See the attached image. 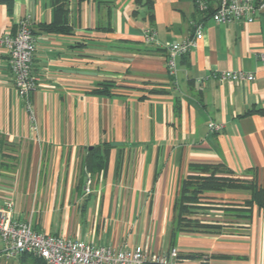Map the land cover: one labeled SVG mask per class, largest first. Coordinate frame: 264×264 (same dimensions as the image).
Here are the masks:
<instances>
[{
    "label": "crops",
    "instance_id": "crops-1",
    "mask_svg": "<svg viewBox=\"0 0 264 264\" xmlns=\"http://www.w3.org/2000/svg\"><path fill=\"white\" fill-rule=\"evenodd\" d=\"M68 8L63 34L41 28L53 20L49 0H13L10 10L0 3V36L29 17L36 78L31 118L0 46V204L11 200L14 217L37 231L94 245L264 264V196L248 216L232 211L250 190L207 193L198 217L219 229L181 233L174 245L169 235L193 164H221L264 192V9L250 23L223 24L194 0H152L151 18L134 0H69ZM196 23L202 38L174 56L171 73L169 46L192 36ZM223 71L253 79H220ZM103 85L108 91L98 92ZM211 122L221 129L211 131ZM97 148L106 165L91 173L84 161Z\"/></svg>",
    "mask_w": 264,
    "mask_h": 264
},
{
    "label": "built area",
    "instance_id": "built-area-1",
    "mask_svg": "<svg viewBox=\"0 0 264 264\" xmlns=\"http://www.w3.org/2000/svg\"><path fill=\"white\" fill-rule=\"evenodd\" d=\"M197 11L209 14L217 23L242 21L250 23L264 9V0H194ZM202 38L201 23H196L194 34L169 46L167 68L175 71L174 56L187 53ZM144 40L151 43L154 32L144 31ZM0 46L7 51L8 64L13 75L14 86L23 100L31 118L30 94L36 87V78L31 73V63L35 51V38L31 31L28 16L21 18L14 33L0 36ZM264 66V52L259 55ZM220 79L242 81L253 79V74L243 71H223ZM211 131L221 129V124L210 123ZM91 180L86 178L85 192H90ZM1 256L31 254L43 259L46 264H148L149 262L178 261L176 248L165 251H150L148 248L132 246L121 247L94 245L89 242L35 230L29 221L18 219L13 214V202L5 200L0 204Z\"/></svg>",
    "mask_w": 264,
    "mask_h": 264
},
{
    "label": "trees",
    "instance_id": "trees-1",
    "mask_svg": "<svg viewBox=\"0 0 264 264\" xmlns=\"http://www.w3.org/2000/svg\"><path fill=\"white\" fill-rule=\"evenodd\" d=\"M13 0H0L7 9H11ZM53 8V20L48 24H42L41 28L46 32L69 33L67 26V15L69 13V0H49ZM89 0H77V2ZM100 3L107 0H92ZM137 4H143L151 18L152 0H134ZM32 31V30H31ZM33 34V32H32ZM108 87L103 85L98 88V92L106 93ZM106 156L100 150L91 149L84 161V167L91 173H98L105 168ZM193 173L185 176L179 186L178 193L175 196L172 208V224L169 230L171 245H174L175 239L181 233L197 232L205 229H219L216 224H202L198 217L201 213L202 200L207 198V193L221 191L225 189H246L251 191V198L245 201L243 208H235L232 211L239 216H248L249 210L254 202L260 203L264 192L256 184L234 178L231 172L221 164H193L191 166ZM174 248L170 247L169 249ZM169 249L166 251L168 252ZM18 264H46V262L31 254H17ZM178 261L167 262H149L148 264H208L207 258H201L196 254L178 253ZM198 260L196 263L193 261Z\"/></svg>",
    "mask_w": 264,
    "mask_h": 264
},
{
    "label": "rangeland",
    "instance_id": "rangeland-1",
    "mask_svg": "<svg viewBox=\"0 0 264 264\" xmlns=\"http://www.w3.org/2000/svg\"><path fill=\"white\" fill-rule=\"evenodd\" d=\"M2 248V242L0 241V250ZM11 257H13V260H9ZM17 256L16 255H12V256H1L0 257V264H18V261H17Z\"/></svg>",
    "mask_w": 264,
    "mask_h": 264
}]
</instances>
